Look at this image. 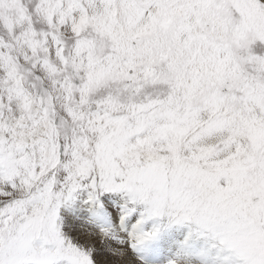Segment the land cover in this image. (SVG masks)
Instances as JSON below:
<instances>
[{
	"label": "snow or ice",
	"instance_id": "snow-or-ice-1",
	"mask_svg": "<svg viewBox=\"0 0 264 264\" xmlns=\"http://www.w3.org/2000/svg\"><path fill=\"white\" fill-rule=\"evenodd\" d=\"M0 264H264V0H0Z\"/></svg>",
	"mask_w": 264,
	"mask_h": 264
}]
</instances>
